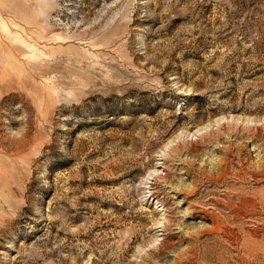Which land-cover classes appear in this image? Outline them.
Returning a JSON list of instances; mask_svg holds the SVG:
<instances>
[{
  "label": "rangeland",
  "instance_id": "374dc122",
  "mask_svg": "<svg viewBox=\"0 0 264 264\" xmlns=\"http://www.w3.org/2000/svg\"><path fill=\"white\" fill-rule=\"evenodd\" d=\"M0 264H264V0H0Z\"/></svg>",
  "mask_w": 264,
  "mask_h": 264
},
{
  "label": "bare ground",
  "instance_id": "6f19581e",
  "mask_svg": "<svg viewBox=\"0 0 264 264\" xmlns=\"http://www.w3.org/2000/svg\"><path fill=\"white\" fill-rule=\"evenodd\" d=\"M211 163H213V161Z\"/></svg>",
  "mask_w": 264,
  "mask_h": 264
}]
</instances>
